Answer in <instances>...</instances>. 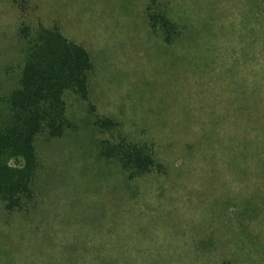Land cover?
Listing matches in <instances>:
<instances>
[{
    "label": "rangeland",
    "instance_id": "obj_1",
    "mask_svg": "<svg viewBox=\"0 0 264 264\" xmlns=\"http://www.w3.org/2000/svg\"><path fill=\"white\" fill-rule=\"evenodd\" d=\"M76 46L0 153V264H264V0H0V131Z\"/></svg>",
    "mask_w": 264,
    "mask_h": 264
},
{
    "label": "trees",
    "instance_id": "obj_2",
    "mask_svg": "<svg viewBox=\"0 0 264 264\" xmlns=\"http://www.w3.org/2000/svg\"><path fill=\"white\" fill-rule=\"evenodd\" d=\"M75 49L76 62L69 60V62L64 61L55 67L50 65L52 69L50 72L54 73L56 71L59 77L57 74L52 76L45 75L46 79H40V77H33L29 64L24 69L21 80L25 87L18 96L16 94L12 95L9 103L10 110L13 113L11 117L12 126L5 129V131H0V153L13 147L15 150H20L19 152L23 153L29 160V155H31V136L44 127L51 129L52 134L60 131V129L59 131L57 129L54 130L53 127L56 125L58 126L57 128H60L64 122L62 115L63 103L58 96L64 83L63 85L62 83L58 84L56 87V80L61 77L72 80V83L77 85L82 91L85 90L86 74L84 72L89 67V61L87 53L81 47L76 46ZM74 63H76V67ZM50 79L56 80L50 84ZM51 91L54 93L53 96L50 95ZM0 170L3 172L7 170L6 165L1 160ZM20 183L24 188L23 180H20Z\"/></svg>",
    "mask_w": 264,
    "mask_h": 264
}]
</instances>
